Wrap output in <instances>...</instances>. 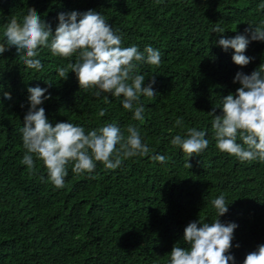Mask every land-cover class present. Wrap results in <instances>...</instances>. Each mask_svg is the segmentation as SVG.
Returning a JSON list of instances; mask_svg holds the SVG:
<instances>
[{
  "label": "trees",
  "instance_id": "1",
  "mask_svg": "<svg viewBox=\"0 0 264 264\" xmlns=\"http://www.w3.org/2000/svg\"><path fill=\"white\" fill-rule=\"evenodd\" d=\"M262 4L264 0H0V42L4 25L13 16L21 19L28 8L50 23L53 33L60 13L91 9L105 16L123 46L140 51L152 46L162 60L158 68L142 64L138 69L146 77L144 86L156 75L157 93L155 99L141 97V124L119 99L110 96L105 104L102 97L80 90L74 73L61 81L56 69L69 61L47 49L39 57L44 65L39 72L27 69L14 47L0 55V264H170L173 246H186L184 229L190 222L217 218L211 201L221 194L229 205L221 222L238 225L230 253L236 264L264 244V162L241 163L221 153L207 114L221 106L222 97L236 92L237 72L251 74L264 64V42L249 44L245 55L254 59L240 68L232 61L234 50L219 47L221 36L212 29L219 23L224 38L243 35L249 24L264 21ZM37 86L51 95L42 107L53 126L68 121L87 132L115 122L127 134V126L136 124L152 151L125 160L116 170L98 164L91 176L76 175L69 167L66 186L56 189L41 162L36 175L21 163L27 89ZM101 109H106L103 117ZM179 118L183 129L175 126ZM192 127L206 132L209 147L191 158L188 168L187 156L171 140ZM153 155H164L167 162L154 161Z\"/></svg>",
  "mask_w": 264,
  "mask_h": 264
},
{
  "label": "clouds",
  "instance_id": "2",
  "mask_svg": "<svg viewBox=\"0 0 264 264\" xmlns=\"http://www.w3.org/2000/svg\"><path fill=\"white\" fill-rule=\"evenodd\" d=\"M261 7L264 8V4ZM212 31L221 36L217 42L219 47L225 52L234 50L232 61L240 68L254 59L245 55L249 44L264 42V21L256 26L249 24L243 35L234 38H224L225 29L219 23ZM3 37L0 55L14 47L26 68L39 72L44 67L39 57L47 49L53 56L69 61L56 69L61 81H67L69 74L74 73L80 90L96 98L102 97L105 104L110 103V96L119 99L123 109L133 113L132 119L143 124L145 107L141 97L155 99L156 75L147 78L149 82L144 86L146 77L138 69L142 64L158 68L162 62L161 53L152 46H146L143 51L135 45L123 46L122 36L100 12L89 9L83 13H60L53 33L51 24L34 8H28L21 19L13 16L4 25ZM233 83L239 84L236 92L222 97L221 106L207 113L212 117L215 146L241 163L264 162V64L251 74L237 72ZM27 92L29 108L21 128L26 151L21 163L27 166L30 174L36 175L39 171L37 161L41 162L48 182L56 189L66 186L69 167L76 175L91 176L98 164L105 170H116L125 160L146 157L152 151L143 142L136 124L127 126V134L115 122L87 132L68 121L53 126L42 107L51 99L50 93L45 95L48 89L29 87ZM3 97L10 100L11 94L4 92ZM98 115L105 116L106 109H101ZM175 126L183 129V118L177 119ZM205 137V131L192 127L185 135L177 134L172 138L171 144L188 158L186 167L191 168L188 161L199 157L209 147ZM151 159L162 164L167 162L164 155H153ZM211 204L217 218L211 223L200 218L190 222L184 229L186 246L178 243L173 246L170 264H236L230 253L238 225L220 220L229 210L224 194L213 199ZM243 264H264V244L247 253Z\"/></svg>",
  "mask_w": 264,
  "mask_h": 264
}]
</instances>
